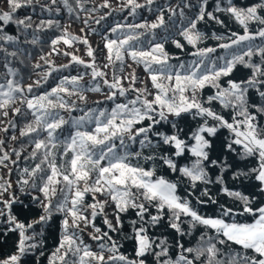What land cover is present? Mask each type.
I'll list each match as a JSON object with an SVG mask.
<instances>
[{
	"label": "trees",
	"instance_id": "obj_1",
	"mask_svg": "<svg viewBox=\"0 0 264 264\" xmlns=\"http://www.w3.org/2000/svg\"><path fill=\"white\" fill-rule=\"evenodd\" d=\"M0 87V264L264 259V0H0Z\"/></svg>",
	"mask_w": 264,
	"mask_h": 264
},
{
	"label": "rangeland",
	"instance_id": "obj_2",
	"mask_svg": "<svg viewBox=\"0 0 264 264\" xmlns=\"http://www.w3.org/2000/svg\"><path fill=\"white\" fill-rule=\"evenodd\" d=\"M12 97L13 90L4 89L0 87L1 100ZM204 148L205 143L203 141V135L199 134L196 137V142L191 146V150L195 153L203 154ZM182 150L183 149H180V151ZM145 186L150 191L160 194L167 201L177 204L186 212H189L190 214L199 217L197 213L190 210L187 206L180 204L176 201L175 186L173 183H170L164 179H156L152 181H146ZM199 218L203 222L211 225L214 228L219 227L225 231H227L228 228V237L238 240L240 242H244L246 244L254 245L257 249H259L260 252L264 253V213L260 215L253 224L250 225H237L235 223H226L225 221L218 218ZM144 242L145 241H143V243Z\"/></svg>",
	"mask_w": 264,
	"mask_h": 264
},
{
	"label": "crops",
	"instance_id": "obj_3",
	"mask_svg": "<svg viewBox=\"0 0 264 264\" xmlns=\"http://www.w3.org/2000/svg\"><path fill=\"white\" fill-rule=\"evenodd\" d=\"M233 133H234V135H235V137H236V139L239 141V142H242V143H244V144H246V145H260L261 147H262V149H263V151H264V140H262V139H258V138H256V137H254L253 135H251V134H249V133H246V132H243V131H241V130H238V129H233ZM260 178H261V180H262V182H263V184H264V169H262V171H261V175H260ZM264 213V209L261 211V214L260 215H262ZM242 227H244V226H242ZM216 228V227H215ZM218 229H221V228H219V227H217ZM222 230V232L226 235V236H228V228H227V231H225V230H223V229H221ZM254 246V245H253ZM255 247V246H254ZM256 248V247H255Z\"/></svg>",
	"mask_w": 264,
	"mask_h": 264
},
{
	"label": "built area",
	"instance_id": "obj_4",
	"mask_svg": "<svg viewBox=\"0 0 264 264\" xmlns=\"http://www.w3.org/2000/svg\"><path fill=\"white\" fill-rule=\"evenodd\" d=\"M258 158L259 165L264 169V151L260 145H249ZM258 264H264V259Z\"/></svg>",
	"mask_w": 264,
	"mask_h": 264
},
{
	"label": "water",
	"instance_id": "obj_5",
	"mask_svg": "<svg viewBox=\"0 0 264 264\" xmlns=\"http://www.w3.org/2000/svg\"><path fill=\"white\" fill-rule=\"evenodd\" d=\"M143 231H139V233H142Z\"/></svg>",
	"mask_w": 264,
	"mask_h": 264
}]
</instances>
